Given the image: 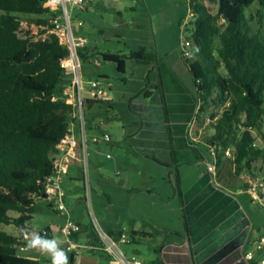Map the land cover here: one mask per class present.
<instances>
[{
    "label": "trees",
    "instance_id": "trees-1",
    "mask_svg": "<svg viewBox=\"0 0 264 264\" xmlns=\"http://www.w3.org/2000/svg\"><path fill=\"white\" fill-rule=\"evenodd\" d=\"M45 1L0 0V264H39L18 255L21 238L2 226L29 229L36 200H46V184L72 121L65 88L72 86L73 76L61 67L69 50L55 35L38 39L22 28L20 15L36 16L35 24L48 22L51 12L44 8ZM189 6L185 34L193 50L184 61L200 100L196 120L204 126L215 165L222 169L231 159L237 177L264 176V148L254 135L264 127V0H190ZM254 7L256 12L248 16ZM86 51H78L81 61L88 60ZM130 56L145 64L156 60L149 53ZM103 60L124 74L121 55L103 54ZM162 101L169 122L164 96ZM104 102L110 103L87 100L85 109ZM167 132L174 154L170 126ZM227 150L233 158L227 157ZM175 188L184 204L179 179ZM183 218L187 230L185 214ZM109 234L119 239L125 233ZM128 235L131 242L136 236L150 237L134 231Z\"/></svg>",
    "mask_w": 264,
    "mask_h": 264
},
{
    "label": "crops",
    "instance_id": "crops-1",
    "mask_svg": "<svg viewBox=\"0 0 264 264\" xmlns=\"http://www.w3.org/2000/svg\"><path fill=\"white\" fill-rule=\"evenodd\" d=\"M99 2V0H93L80 9L93 10L94 5H100ZM101 2L103 7H115L117 5V0H102ZM85 53L86 57L89 58L87 51ZM153 63L155 64L151 65L149 76L146 79L147 88L138 107L140 111L138 114L143 116L146 124L144 122L138 132L128 138L127 143L138 158L143 157L149 160L155 158L162 164L161 166L170 171V176L171 174L177 176L181 183L184 201V204L181 202V205L188 228L187 230L186 228L175 230L170 227V217L165 208L158 214V217L157 215L150 216V219L155 223L153 232L133 227L131 232L148 233L150 235L148 238L155 243L154 248H152L154 249V255L145 260L143 264H151L155 261H161L164 264H251L245 259V254L252 248V241L260 230H254L253 219L246 212L239 198V195L247 194L245 186L249 179L248 175L237 177L231 159H227L223 168L227 163H230L234 177L232 175L225 176V180H223V168L218 169L217 166L216 176L207 171V165L214 164L215 159L210 154V146L205 140L204 126L196 120L200 100L198 99L193 77L190 73L191 85L188 79L181 77L173 65L163 62V58L159 60L158 56H156ZM69 89L70 86L65 88V92H68ZM163 96L167 102L169 122H167L164 113ZM100 104L103 103L95 104L89 110L95 108L100 110ZM104 104L114 109L112 101ZM115 117L116 121H120L119 115L116 114ZM112 118H108L107 121ZM89 121L90 128L93 129L95 126L92 124V120ZM144 125L147 127L146 130ZM156 126L164 128L166 134H163V132L162 134H156ZM167 126H170L172 130L174 154L171 150ZM99 127L96 128L99 129ZM75 136L77 142L74 144L71 154L67 156L71 162L69 172L64 177L62 184L66 193L65 203L69 215L80 226V232L75 236V242L81 247V251L79 255L75 252H68L70 264H110L108 256L100 248V241L94 223H89L86 215L82 214V211L86 208L85 204L78 201L85 197V187L82 169L77 162L80 147L77 129L75 130ZM117 139L119 141H113L111 138V141L106 142L109 144V148L113 149V145H117L122 141L120 138ZM200 145L205 146L204 151L199 147ZM192 164L195 166H190ZM127 170H129V174H124L121 180L123 185H126L128 181L132 183L136 181L138 183L136 185L144 184L145 188L142 186L141 188L148 193L159 187L164 193L165 199L171 198L170 193L173 192V188L170 189L171 185L168 183H154L156 182V177L153 176V173H156L155 171L148 175L136 171L134 168ZM102 177L104 178L103 175ZM162 179L163 177H161ZM242 180H244V183ZM153 185H155V188ZM234 185L237 187L235 188ZM44 202L38 204L36 202V207L42 217L47 218V220L38 225L30 222L27 227L30 232L32 230H50L48 236L59 239L62 247L66 249L68 240L61 229L67 216L58 212L46 200ZM48 209L55 211L56 215H50ZM32 220H35V218ZM183 223L186 227L184 218ZM103 225L104 231L107 233L124 231L129 236V232L125 229L126 226H123L124 224L122 225L119 221L112 223L103 220ZM12 235L21 238V230L16 228L15 233ZM142 239L140 236H136L132 243H139ZM21 242L26 245V241L21 240ZM129 242L131 241L129 240L127 243ZM136 251L139 252V250ZM17 253L21 257L38 261L39 264H50V258L38 251L26 250L23 252L17 251Z\"/></svg>",
    "mask_w": 264,
    "mask_h": 264
},
{
    "label": "rangeland",
    "instance_id": "rangeland-1",
    "mask_svg": "<svg viewBox=\"0 0 264 264\" xmlns=\"http://www.w3.org/2000/svg\"><path fill=\"white\" fill-rule=\"evenodd\" d=\"M99 1L100 5H94L93 10L75 8L70 17L74 35L87 41L89 58L86 61H81L83 86L88 88L89 82L102 79L107 96L112 101L114 108L112 109L104 102L100 104V110L99 108L85 109L88 125L87 155L89 164L88 172L85 173L83 170L82 174L85 177L89 176L91 192L88 199L85 194L82 200H78L86 206L82 214L86 215L89 223H95L103 230H105L103 220L112 223L119 221L122 225L124 224L123 226H126L125 229L130 234L133 227L153 232L155 223L150 219V216L157 215L158 217V214L165 208L170 217V227L175 230H183L185 228L184 212L175 188L177 176L175 174L170 176V171L161 166L162 164L155 158L149 160L135 156L127 140L132 134L138 132L144 122L146 124L143 116L138 114L140 112L138 107L147 88L146 79L149 76V70L151 65L155 64L153 62L139 63L131 59L132 52L156 54L159 60L163 58V62L173 65L181 77L188 79L192 85L190 71L183 57L185 30L191 19L190 0H117L115 7H103L102 0ZM256 9L257 7H254L250 10L248 16L255 13ZM20 19L22 28L27 30L29 27L32 29L37 17L20 15ZM261 31L264 38V25ZM103 54L121 55L126 62L124 74L118 72L114 63L104 62ZM116 114L119 115L120 121H107L108 118ZM89 120H92V124L95 126L93 129L90 128ZM97 126L100 128H96ZM146 128L144 125L145 130ZM155 130L156 134H162V132L166 134L165 129L160 126H156ZM103 134H108L113 141H119L117 138L122 141L113 145V149H111L109 144L101 139ZM254 135L257 138V144L264 148V127L260 131H255ZM94 137L100 138V142H93ZM199 147L203 151L205 150V146L200 145ZM190 166L194 167L195 165ZM130 168L148 175L155 171L153 176L156 177V182L154 183L171 185L170 189L173 188V192L170 193L171 198L165 199L164 193L157 186L155 191L148 193L141 188V186L145 188V185L141 183L136 185L138 184L136 181L133 183L128 181L126 185H123L122 177L124 174H129L127 169ZM230 175L234 177L232 166L227 163L222 170V179L225 180V176ZM161 177H163L162 180ZM248 178L253 177L248 176ZM244 180H242L243 183ZM153 186L155 188V185ZM234 187L237 186L234 185ZM173 193L175 195L172 196ZM247 194L239 195V198L246 212L253 219L254 230L264 233V209L252 204V200ZM36 202L38 204L44 200L39 198ZM46 202L48 203V201ZM48 212L50 215H56V212L51 209H48ZM34 218L35 220H31V224L34 225L43 224L47 220L42 217L36 206ZM2 230L12 235L15 233L16 227L4 225ZM154 244L152 240L145 238L139 243L122 244L121 248L128 257H132L134 254L144 263L154 255V249H152Z\"/></svg>",
    "mask_w": 264,
    "mask_h": 264
},
{
    "label": "built area",
    "instance_id": "built-area-1",
    "mask_svg": "<svg viewBox=\"0 0 264 264\" xmlns=\"http://www.w3.org/2000/svg\"><path fill=\"white\" fill-rule=\"evenodd\" d=\"M93 0H46L44 8L51 12V16L45 24H34L32 29L29 27L31 34L36 35L38 39H47L50 35H55L59 39L61 45L69 50V56L62 60L61 67L72 74V86L68 92L67 103L73 106L72 121L70 122L69 134L62 140L59 149L62 154L57 157L54 163V172L49 177L46 184V201L50 203L58 212L66 215V221L61 231L68 240L67 250L72 253L80 254L81 247L75 242V236L80 232V226L69 215L68 208L65 203L66 193L63 189L64 177L69 172L70 160L67 158L73 150L74 144L77 142L75 130L79 132V154L78 166L88 172V155H87V121L85 118V102L87 100L94 101H110L107 91L104 87V81L98 79L89 82L88 88L83 86L81 78V59L79 50L87 48V41L83 38H77L74 35L70 24L71 12L75 8H84ZM53 13V15H52ZM36 31L37 33H35ZM192 41L186 39L183 43V57L188 61L192 55ZM101 139L104 142L111 141L108 134H103ZM93 142L99 143L100 138L94 137ZM65 152V153H64ZM64 153V154H63ZM210 154L214 157V150L210 147ZM229 158H233L230 150L226 151ZM109 158V156H107ZM207 171L216 176V165L208 164ZM84 177L85 194L88 199L91 192V184L89 176ZM246 193L249 194L253 204L264 209V176L249 178L245 186ZM95 230L100 241V248L108 256L110 264H143L137 256L128 257L122 250V244L129 241L126 234H122L119 239H115L109 233L104 231L100 226L95 225ZM21 231V240L26 241L25 234L30 232L29 229ZM41 233L50 234V230L45 229ZM252 248L245 254V259L251 264H264V233H257L252 241ZM18 252L28 250L26 245L20 244L16 247Z\"/></svg>",
    "mask_w": 264,
    "mask_h": 264
},
{
    "label": "clouds",
    "instance_id": "clouds-1",
    "mask_svg": "<svg viewBox=\"0 0 264 264\" xmlns=\"http://www.w3.org/2000/svg\"><path fill=\"white\" fill-rule=\"evenodd\" d=\"M21 231H24L21 229ZM26 248L35 250L50 258V264H70L68 250L62 247V243L56 237H49L47 233L32 230L25 234Z\"/></svg>",
    "mask_w": 264,
    "mask_h": 264
}]
</instances>
